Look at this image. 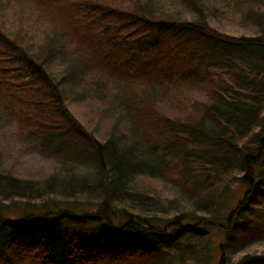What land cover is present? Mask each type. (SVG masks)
<instances>
[{"label": "trees", "instance_id": "obj_1", "mask_svg": "<svg viewBox=\"0 0 264 264\" xmlns=\"http://www.w3.org/2000/svg\"><path fill=\"white\" fill-rule=\"evenodd\" d=\"M213 1L0 0V264H264V0Z\"/></svg>", "mask_w": 264, "mask_h": 264}, {"label": "rangeland", "instance_id": "obj_2", "mask_svg": "<svg viewBox=\"0 0 264 264\" xmlns=\"http://www.w3.org/2000/svg\"><path fill=\"white\" fill-rule=\"evenodd\" d=\"M213 8H215V12H218L217 16V22L222 26L223 29L230 31L232 33H237L241 28L242 25H244V16L245 13L247 12L246 8H241V9H236V8H227L225 9V2L222 1H213ZM232 6V5H231ZM221 7V9H219ZM248 8H252L253 6H247ZM256 8V7H254ZM225 9V10H223ZM81 89H79L80 91ZM88 102L82 103V101H79L78 103L74 104V112L78 117H80L82 120L85 122L92 124L95 123L94 125H99L106 129L111 125V122L109 121V117H106L101 120V122L97 119V117L93 116L92 114L89 113V108L90 104H86ZM73 105V103L71 104ZM32 170L30 173L34 177V179L38 180V182H43L47 175L50 174L51 172H58L62 170L61 163H58L55 160H46L43 158H40L36 161V163L30 167ZM242 188L240 186L234 187V196L237 197ZM234 199V198H233ZM37 201L34 200L31 203H26L25 201H14V202H1L0 201V214L6 216V217H11V218H16L17 216L21 215L22 213L26 212H32V210L37 206ZM78 229L77 226H74ZM89 227H84V228H79L82 229V231L88 229ZM213 237H212V242H211V247L213 248V254L214 258L211 259L210 264H218L220 252L217 250L218 245L220 242L223 240V235L220 234L218 231H213ZM192 264H194L192 262Z\"/></svg>", "mask_w": 264, "mask_h": 264}]
</instances>
